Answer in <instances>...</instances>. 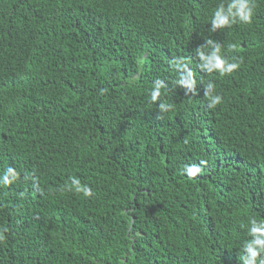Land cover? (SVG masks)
Segmentation results:
<instances>
[{
    "label": "trees",
    "instance_id": "trees-1",
    "mask_svg": "<svg viewBox=\"0 0 264 264\" xmlns=\"http://www.w3.org/2000/svg\"><path fill=\"white\" fill-rule=\"evenodd\" d=\"M252 2L250 24L213 32L228 0H0V176L18 173L0 184V264H242L250 220L264 221ZM209 39L236 70L199 66Z\"/></svg>",
    "mask_w": 264,
    "mask_h": 264
},
{
    "label": "clouds",
    "instance_id": "clouds-1",
    "mask_svg": "<svg viewBox=\"0 0 264 264\" xmlns=\"http://www.w3.org/2000/svg\"><path fill=\"white\" fill-rule=\"evenodd\" d=\"M254 3L252 0H228L227 5L221 3L215 10L211 19L210 31L215 32L217 29L230 27L236 23L250 24L254 13ZM207 51L204 48L197 49V55L201 61L200 67L208 72H218L221 76L230 74L239 67V63L234 59L230 60L222 55L221 45L209 39L206 42ZM229 50L236 48L235 44L228 46ZM180 83L189 87H194L195 80L192 78L191 71H188L186 76H181ZM165 84L161 80H157L151 91V100L157 101L161 94V89ZM214 85L209 82L205 88V95L209 98V107L215 108L222 103V97L218 94H213ZM170 105L164 103L159 104V110L166 112ZM201 169L198 166H189L187 174L194 177ZM18 177V173L12 167H8L2 176H0V184L8 185ZM68 191H73L77 194H82L84 197H91L93 189L88 184H82L77 177H71L70 183L66 184ZM248 229L249 235L252 237L243 243L242 249L244 255L240 257L242 264H264V221H257L255 218L250 220ZM5 239L3 232H0V241Z\"/></svg>",
    "mask_w": 264,
    "mask_h": 264
}]
</instances>
